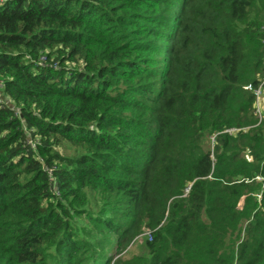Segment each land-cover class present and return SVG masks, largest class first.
Masks as SVG:
<instances>
[{
    "label": "trees",
    "instance_id": "obj_1",
    "mask_svg": "<svg viewBox=\"0 0 264 264\" xmlns=\"http://www.w3.org/2000/svg\"><path fill=\"white\" fill-rule=\"evenodd\" d=\"M263 59L264 0H0V264H264Z\"/></svg>",
    "mask_w": 264,
    "mask_h": 264
},
{
    "label": "rangeland",
    "instance_id": "obj_2",
    "mask_svg": "<svg viewBox=\"0 0 264 264\" xmlns=\"http://www.w3.org/2000/svg\"><path fill=\"white\" fill-rule=\"evenodd\" d=\"M263 99H264V96H263ZM262 110L264 113V106H263ZM244 128H245V130H247L249 127H244ZM253 129H255V128H253ZM257 130L260 131L264 135V119H263L262 123L259 125V128ZM209 137H211V136L204 138V140L202 142V148H204V149H211L212 148L211 140L209 142ZM34 141H39V137L35 136L31 140L29 139L30 144H32ZM80 149L81 148H77L70 143L61 142L60 146L57 148V151L59 153L65 155V156L74 157V156H77L79 154ZM248 156L249 155L247 154V152H244L242 154L243 158H247ZM56 193H58V192H56ZM147 232H148L147 229H145V228L142 229L141 232H139L134 237V239L132 240L130 245L125 250H122L120 252L112 251V253H111L112 260H115L116 258H121L122 260L132 259V258H136V257L143 258L146 255V245H147V240H149Z\"/></svg>",
    "mask_w": 264,
    "mask_h": 264
},
{
    "label": "built area",
    "instance_id": "obj_3",
    "mask_svg": "<svg viewBox=\"0 0 264 264\" xmlns=\"http://www.w3.org/2000/svg\"><path fill=\"white\" fill-rule=\"evenodd\" d=\"M264 62V59H263ZM246 89L248 91H250L252 93V95L254 96V115L256 118V124L258 125L259 123H261L264 119V113H263V106H264V77L261 78L257 84V86H253L251 83H249L246 86ZM243 130L246 131L245 128H241V129H236V128H229L224 130L225 133L229 134V135H234L236 134L238 131ZM211 143H214V136L210 137ZM257 180H261L262 178L260 176H256ZM147 234L149 235V232H147Z\"/></svg>",
    "mask_w": 264,
    "mask_h": 264
}]
</instances>
